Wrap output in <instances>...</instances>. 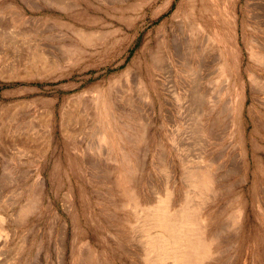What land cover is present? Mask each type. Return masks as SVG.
I'll return each instance as SVG.
<instances>
[{"label":"rangeland","instance_id":"374dc122","mask_svg":"<svg viewBox=\"0 0 264 264\" xmlns=\"http://www.w3.org/2000/svg\"><path fill=\"white\" fill-rule=\"evenodd\" d=\"M261 58L264 0H0V264H264Z\"/></svg>","mask_w":264,"mask_h":264},{"label":"bare ground","instance_id":"6f19581e","mask_svg":"<svg viewBox=\"0 0 264 264\" xmlns=\"http://www.w3.org/2000/svg\"><path fill=\"white\" fill-rule=\"evenodd\" d=\"M231 1V0H230ZM227 2V1H226ZM226 7V6H225ZM229 13V12H228ZM227 15V14H226ZM232 16V15H231ZM229 17H230V15H229ZM232 18V17H231ZM225 19H227V18H225ZM233 22V21H232ZM192 25V24H191ZM191 27V26H190ZM197 29V28H196ZM195 30V29H194ZM196 31V30H195ZM207 34V33H206ZM90 36H92L91 34H88V33H82V34H80V38H81V41H83V42H89L90 40ZM208 37V36H207ZM203 38H205L204 40H207V41H205V43L207 42V47L208 46H210L212 49L214 48L213 47V43H214V41H213V39H211V37L209 38H207L206 39V37L204 36ZM93 39H94V37H93ZM215 39H216V37H215ZM204 42V41H203ZM214 45H215V43H214ZM161 50V48H159L158 47V49L156 48L155 50ZM207 49H209V48H207ZM209 51H212L211 49L209 50ZM157 52H159V51H156V53ZM155 53V54H156ZM158 55H160V53H157ZM162 54V53H161ZM205 55H207V54H205ZM254 56H256V55H254ZM258 57L260 56V55H257ZM261 57V56H260ZM158 58H161V56L160 57H158ZM206 58V56L203 58V59H205ZM207 58H210V57H207ZM260 59V58H259ZM261 59H263V58H261ZM206 60V59H205ZM208 60V59H207ZM224 60V59H223ZM264 60V59H263ZM209 61V60H208ZM258 62V61H257ZM209 63H211V62H209ZM216 63H218V62H216ZM223 64H224V62H222ZM199 64H197V66H198ZM211 65V64H210ZM210 65L209 66H206V67H210ZM220 65H222V64H220ZM185 66H187V65H185ZM202 66V65H201ZM226 66V65H225ZM187 67H190L189 65L187 66ZM192 68H194L193 66H191ZM222 67V66H221ZM200 68H204V66L203 67H200ZM186 69H189V68H186ZM206 69V68H205ZM208 69V68H207ZM205 70L206 72H208V70L210 69H208V70ZM192 70V69H191ZM195 70H196V68H195ZM197 70L199 71V68H197ZM197 70L196 71H194V69H193V71H191V72H194L193 74L197 77V75H198V73H195V72H197ZM202 71H203V69H201ZM202 71H199V72H201L202 73ZM228 71V70H227ZM189 72V71H188ZM204 72V71H203ZM206 72L205 73H203V74H206ZM210 73V72H209ZM222 73V72H221ZM225 73V72H224ZM227 73V72H226ZM187 74H189V73H187ZM202 74V75H203ZM223 74V73H222ZM221 74V75H222ZM192 75V74H191ZM194 75H192L193 77H194ZM202 75H200V76H202ZM225 75V74H224ZM206 76V75H205ZM191 76L189 75V78H190ZM207 77V76H206ZM257 77V76H256ZM192 78V77H191ZM195 78V77H194ZM200 78V77H199ZM198 78V79H199ZM202 78H204V76L202 77ZM252 78V77H251ZM193 79V78H192ZM192 79H190V81H194V80H192ZM204 79H206V78H204ZM257 79H259V78H257ZM199 80H202V79H199ZM256 79H254V81H255ZM261 80V79H260ZM264 80V79H263ZM203 81V80H202ZM253 81V80H252ZM253 81V82H254ZM218 82V81H217ZM216 82V83H217ZM255 82H257V84L259 83L260 84V82H258V80L257 81H255ZM179 83V82H178ZM203 83H205V82H203ZM193 83H191L190 85H192ZM206 84V83H205ZM214 84H215V82H214ZM256 83H255V88H256V85H257ZM258 84V85H259ZM172 85V84H171ZM203 85V84H202ZM258 85H257V87H258ZM261 85V84H260ZM259 85V86H260ZM181 86V85H180ZM191 87V86H190ZM197 87V86H196ZM198 87H200L199 86V84H198ZM262 87V86H261ZM174 88H176V86H174ZM178 88H179V84H178ZM181 88V87H180ZM172 89V87L170 88V90ZM191 89V88H190ZM193 89H194V87H193ZM192 89V90H193ZM202 89V88H201ZM174 90V89H173ZM172 90V91H173ZM178 90V89H177ZM180 90V89H179ZM195 90V89H194ZM171 91V92H172ZM175 91V90H174ZM196 91H198V88H197V90ZM196 91L194 92V95L193 96H195L196 98H197V96L200 98V96L202 97V95H200L199 93L200 92H198V93H196ZM200 91V90H199ZM218 91H220V90H218ZM197 94V96H196V94ZM204 94H205V92H203ZM210 93V92H209ZM216 93H218V92H216ZM177 94V93H176ZM191 94H193V92L191 91ZM200 96H199V95ZM206 94H208V93H206ZM172 95V94H171ZM181 95V94H180ZM184 95V94H183ZM146 96V95H145ZM178 96V95H177ZM206 96V95H205ZM208 96V95H207ZM210 96H212L211 95V93L209 94V97ZM147 97H148V95H147ZM149 98V97H148ZM186 98H187V95H186ZM191 98H193V97H191ZM191 98H190V100H191ZM181 99V98H180ZM194 99V98H193ZM192 99V100H193ZM213 99V98H212ZM211 99V101L213 102V100ZM195 100V99H194ZM203 100H205V99H203ZM203 100H201V101H203ZM148 101H150V100H148ZM198 101V100H197ZM205 102V101H204ZM218 102V101H217ZM199 103V102H198ZM187 104H188V102H187ZM197 104V103H196ZM195 104V102H194V105H196ZM204 103H202V105H203ZM129 105H130V102H129ZM190 105V104H189ZM201 105V106H202ZM205 105V104H204ZM206 105H208V104H206ZM206 105H205V107H206ZM211 105V104H210ZM193 106V105H192ZM209 106V105H208ZM215 106V105H214ZM130 107V106H129ZM194 107V106H193ZM204 107V108H205ZM212 107V106H211ZM223 108H225V107H223ZM137 109V108H136ZM186 109V108H185ZM211 109H213V108H211ZM211 109H209L208 111H210ZM140 110V109H139ZM201 110V109H200ZM199 110V111H200ZM204 110V109H203ZM226 110V109H225ZM239 110V109H238ZM102 111V110H101ZM197 111H198V109H197ZM187 112V111H186ZM195 112V111H194ZM202 112V110L200 111V113ZM181 113V112H180ZM196 113H198V112H196ZM199 113V114H200ZM203 113V112H202ZM238 115H239V113H237ZM190 115V114H189ZM193 116H194V114H193ZM199 116V115H198ZM202 116H200V118H201ZM119 118V117H118ZM194 118V117H193ZM193 118H191V119H193ZM195 118H197V116L195 117ZM199 118V117H198ZM185 119V118H184ZM78 120V119H77ZM186 120V119H185ZM188 120V119H187ZM186 120V121H187ZM190 120V119H189ZM201 121H202V118H201ZM207 121V120H206ZM198 122V121H197ZM196 122V123H197ZM211 122V121H210ZM192 123L193 122H191V125H192ZM141 124V123H140ZM195 125H197V124H195ZM195 125H192L193 127L195 126ZM203 125H204V123L202 124V128H203ZM213 125V124H212ZM141 127H142V125H141ZM204 127H205V129H206V126L204 125ZM86 128V127H85ZM210 128V127H209ZM212 128V127H211ZM192 129V128H191ZM204 129V128H203ZM203 129H201L202 130V132H203ZM137 131V130H136ZM197 131V130H196ZM205 131V130H204ZM209 131V130H208ZM208 133L209 132H207V134L206 135H208ZM117 133H114L113 132V130L111 129V126H110V124L109 123H107L106 124V126H105V130H104V132L102 133V135H101V138H100V141H99V145H100V147L101 146H104V147H106V148H109V145L111 146V148L113 149V152H115L116 151V149H118L119 147L121 148V149H123L124 150V152L122 151V152H119V153H122V154H120V157H121V155H122V157H121V159H122V164L121 165H123V167H122V169L119 171V172H117V174L115 175L116 177H115V183L114 184H116V187L119 189V191L122 193V195L123 196H125V197H129V199H130V202L129 203H131L132 205H134L132 202H133V193H132V189H133V186H132V184H134L133 182H132V180H134V179H131L132 178V176L134 175V176H136L137 174V166H133L132 164L134 163L133 162V160H132V158H131V155L129 156V153H131V152H129V151H127L126 150V148L125 147H123V145H122V142H119V140H118V138H117ZM200 135H202V133L200 132ZM142 136V135H141ZM208 136H210V135H208ZM211 136H212V134H211ZM202 137V136H201ZM139 138V137H138ZM143 138H141L140 140H142ZM189 139V138H188ZM202 139V138H201ZM204 139H207V138H205L204 137ZM137 140V139H136ZM140 140H139V142H137V143H140ZM195 140V139H194ZM202 142H203V139L201 140ZM119 143H121L120 144V146L118 147L116 144H119ZM204 143V142H203ZM207 143V142H206ZM140 145V144H139ZM190 146V145H189ZM196 146H198V144L196 145ZM203 146V145H202ZM202 146H200V147H202ZM103 147V148H104ZM191 147V146H190ZM206 147V146H205ZM203 149H204V146L202 147ZM110 149V148H109ZM132 149V148H131ZM101 150V149H100ZM201 150V149H200ZM117 151H119V150H117ZM134 151V150H133ZM203 151V150H202ZM201 151V153H203ZM206 151H208V150H206ZM108 152V151H107ZM129 152V153H128ZM200 152V151H199ZM117 154V153H116ZM199 154V153H198ZM107 156V155H106ZM198 157H200V156H198ZM113 160V159H112ZM196 162V161H195ZM207 162H210V160H208ZM198 165L200 166V172H197V171H195V169H192L193 171H191V177H193L194 179H195V181H196V183H195V187H197V188H201L204 192H207V194H210V193H208L211 189V187L209 188V184L211 183L210 182V180H212L211 179V177H209V175H208V173L210 174V171H211V168H212V166L211 165H209V163H205L204 162V159L202 158V157H200L199 159H198ZM186 165V164H185ZM187 166V165H186ZM194 167V166H193ZM140 170V169H139ZM197 170H199V168H197ZM189 171V170H188ZM141 173V172H140ZM212 174V173H211ZM130 177V179H129V177ZM136 181V180H135ZM137 183V182H136ZM135 183V184H136ZM134 184V185H135ZM135 187V186H134ZM196 188V189H197ZM210 189V190H209ZM136 190V189H135ZM134 189H133V191H135ZM136 193V192H135ZM136 194H138V193H136ZM194 201V200H193ZM200 201V200H199ZM204 202V201H203ZM201 204H203V203H201ZM199 205H200V202H199ZM200 207V206H199ZM195 208H197V207H195ZM199 210L201 209V208H198ZM209 212V211H208ZM3 216V215H2ZM2 216L0 215V224L3 222L2 220ZM240 216H239V214L238 215H235V217H234V219H233V223H235L236 221H237V219L239 218ZM198 219V218H197ZM198 222V221H197ZM206 223V222H205ZM235 225V224H234ZM202 226V225H201ZM204 234H205V232H204ZM204 237V236H203ZM205 239V238H204ZM63 244V243H62ZM63 246V245H62ZM198 246H199V248H196V253H198V251H199V249L202 247V244L200 245V243H198ZM209 252H208V250H206L205 252H203V255L202 256H205L206 254H208Z\"/></svg>","mask_w":264,"mask_h":264}]
</instances>
